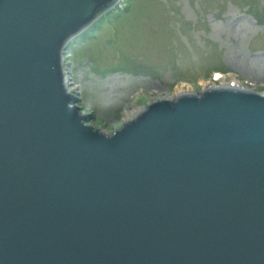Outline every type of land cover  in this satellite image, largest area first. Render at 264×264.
<instances>
[{"label":"water","instance_id":"water-1","mask_svg":"<svg viewBox=\"0 0 264 264\" xmlns=\"http://www.w3.org/2000/svg\"><path fill=\"white\" fill-rule=\"evenodd\" d=\"M121 1L0 0V264H264V93L154 99L109 134L75 103L68 46Z\"/></svg>","mask_w":264,"mask_h":264},{"label":"rangeland","instance_id":"rangeland-1","mask_svg":"<svg viewBox=\"0 0 264 264\" xmlns=\"http://www.w3.org/2000/svg\"><path fill=\"white\" fill-rule=\"evenodd\" d=\"M67 56L75 103L106 134L178 89L237 82L264 93V0H122Z\"/></svg>","mask_w":264,"mask_h":264},{"label":"bare ground","instance_id":"bare-ground-1","mask_svg":"<svg viewBox=\"0 0 264 264\" xmlns=\"http://www.w3.org/2000/svg\"><path fill=\"white\" fill-rule=\"evenodd\" d=\"M232 84H237V82H234ZM70 90H71V92L73 91L72 89H70ZM183 93H189V91L186 90V89H178L177 92H176V96H178L180 94H183ZM141 110H142V108L135 109L133 111V113L131 115H128V117L125 120H128V119H131L132 117H135L139 112H141Z\"/></svg>","mask_w":264,"mask_h":264}]
</instances>
